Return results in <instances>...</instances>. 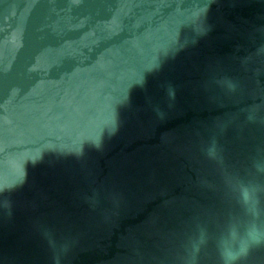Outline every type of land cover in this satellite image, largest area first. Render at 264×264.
Returning <instances> with one entry per match:
<instances>
[{
    "label": "water",
    "instance_id": "1",
    "mask_svg": "<svg viewBox=\"0 0 264 264\" xmlns=\"http://www.w3.org/2000/svg\"><path fill=\"white\" fill-rule=\"evenodd\" d=\"M264 92V0H0V260Z\"/></svg>",
    "mask_w": 264,
    "mask_h": 264
}]
</instances>
